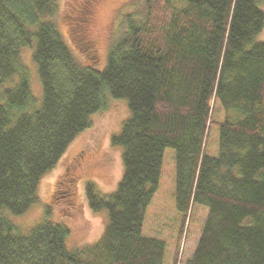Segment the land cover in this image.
I'll return each mask as SVG.
<instances>
[{"label":"trees","instance_id":"obj_1","mask_svg":"<svg viewBox=\"0 0 264 264\" xmlns=\"http://www.w3.org/2000/svg\"><path fill=\"white\" fill-rule=\"evenodd\" d=\"M259 1L143 0L126 15L97 70L76 61L49 19L57 0H0V86L17 75L16 84L1 91L0 210L19 216L37 202L40 178L90 127V116L108 108L106 95L125 99L130 112L112 137L123 165L115 191L100 195L91 183L85 186L89 207L107 212L99 240L69 251L65 225L44 221L22 234L0 213V264H163L164 242L141 229L166 148L175 154L180 233L194 204L206 208L187 264H264ZM70 33L73 48L94 63L92 41ZM23 47L32 50L41 85L37 107L20 59ZM213 126L216 156L206 152ZM72 189L66 186L68 201Z\"/></svg>","mask_w":264,"mask_h":264},{"label":"rangeland","instance_id":"obj_2","mask_svg":"<svg viewBox=\"0 0 264 264\" xmlns=\"http://www.w3.org/2000/svg\"><path fill=\"white\" fill-rule=\"evenodd\" d=\"M143 0H57V11L49 18L57 25L64 42L74 58L82 65H94L101 70L106 61L110 45L115 42L126 25V15L135 10ZM264 11V0L259 1ZM84 9L83 14L80 12ZM55 17L54 21L53 18ZM79 31L96 47L97 60L92 63L73 48L72 32ZM256 41H264V27L256 36ZM30 47H23L20 59L28 74L32 96L39 106L42 99L41 85L36 65L31 58ZM17 75L0 86H14ZM108 108L90 116L91 125L80 132L68 145L56 165L46 172L39 181L37 202L24 214L13 215L2 208L0 213L16 230L28 233L44 221L65 225L69 229L65 245L69 251L89 246L101 237L107 224L106 210L93 211L88 204L85 186L91 183L97 193L108 195L115 191L121 180L122 148L112 143V137L120 132L130 112L125 99L106 95ZM223 113L217 114L221 120ZM207 154L218 153V127L213 126L207 141ZM66 186L73 187L72 199L68 201ZM56 191V196L53 193ZM175 154L172 148L163 152L159 182L142 222L143 236L162 240L165 245L163 264H187L197 244L199 233L206 216V208L194 204L187 216L183 232L180 233L182 214L176 208L175 200Z\"/></svg>","mask_w":264,"mask_h":264}]
</instances>
